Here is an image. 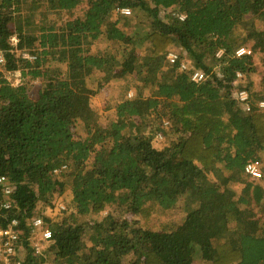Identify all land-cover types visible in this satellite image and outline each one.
<instances>
[{"label":"trees","instance_id":"trees-1","mask_svg":"<svg viewBox=\"0 0 264 264\" xmlns=\"http://www.w3.org/2000/svg\"><path fill=\"white\" fill-rule=\"evenodd\" d=\"M122 7L150 32H127ZM257 19L264 0H0V175L15 187L21 264H264V109L251 84L239 85L249 110L234 94L236 74L254 69L236 48L264 52ZM102 37L111 46L92 52ZM196 69L207 79L193 81ZM128 77L133 90L101 124L91 97ZM250 161L261 179L245 174ZM58 200L55 215L39 212ZM37 216L52 231L39 252Z\"/></svg>","mask_w":264,"mask_h":264},{"label":"rangeland","instance_id":"rangeland-1","mask_svg":"<svg viewBox=\"0 0 264 264\" xmlns=\"http://www.w3.org/2000/svg\"><path fill=\"white\" fill-rule=\"evenodd\" d=\"M86 2H83L81 5H79L77 7L76 10H78V12H81V8H84ZM171 9L166 10V12H169ZM164 11H162V15ZM131 14V13H130ZM129 14V17L131 18L132 16V22L131 25H128L126 27H123L124 29H126L127 32H133V31H140V33L143 34H147L148 32H150V25H148L149 20L143 16L142 12H139L138 14L132 13L131 15ZM116 18V16H115ZM125 23V22H124ZM255 23L257 25V27H259L260 29H264V21L263 20H255ZM15 37V38H14ZM12 37L11 41L13 42V44L18 43V38L16 36ZM14 38V39H13ZM238 40V37L236 38ZM241 43V42H239ZM107 45L111 46V43H108V41L105 38H99L95 41L92 42L91 44V51L92 52H96L99 49H103L105 50L106 47H108ZM243 45H247V46H252L251 42L248 43H244ZM174 48V47H173ZM253 49V48H252ZM141 50V49H140ZM23 52V48L21 50ZM113 51V50H111ZM24 54L27 55V51H24ZM208 63H210L211 65H214L215 62L213 59H209L207 61ZM252 62H253V71L251 72V74L249 76H243L242 78L239 79L238 82H236V87L238 88L239 85H246V84H251V89L253 92V98H261L262 100H264V52H255L253 50V55H252ZM97 74V73H96ZM8 79H10L13 83H19L22 80L21 77V72L20 71H15L13 74H7ZM95 81V80H94ZM133 81L131 80V77H128L127 79H123V80H112L110 81L108 84L104 85V88H102L101 90L97 91L96 94H94L91 97V106L92 108L97 112L98 117H99V122L103 125L108 124V122L110 120H113L116 118V112L114 109V106L118 103V101H120L122 99L123 96H125V94H127L126 96H129V92L132 91L133 89H131L130 91H125V87L127 84L129 86H133ZM39 84V79H35L33 81H31V88L34 85ZM92 84V83H91ZM95 87V85H93ZM260 100V99H259ZM153 121V122H152ZM148 122L150 123L149 125V130L152 132V130L154 132L159 131L157 129H159V127H161V123L159 122L158 119H154V117H150ZM172 129L168 128L167 132L170 133ZM73 131H75L76 135L78 131V134L81 136H84L86 134L85 130L83 129V127L77 125L76 127H73ZM160 135V134H159ZM161 138V137H160ZM162 138H164V136H162ZM164 139H160L159 142H155V145H159V143L161 144ZM167 142V139H166ZM260 163V162H259ZM261 169L263 170V164L260 163ZM235 189L237 191H239L241 189V184H235ZM61 198H64L65 201L67 202H71V193L70 191H66L64 194L61 195ZM60 200V198H57ZM59 200L57 201V203L59 202ZM56 205L54 206V208L49 209L46 205H42V207L39 206V212H41L42 214H49L50 215H55L60 209L59 207ZM60 204L65 205V202H59ZM70 205V204H69ZM37 209V210H38ZM256 210L257 207H255ZM105 214V212H103L99 217L97 218H101L102 215ZM92 217V216H91ZM89 217H87L86 219H88ZM42 248L45 246H47L48 244H46V242L42 243ZM44 247V248H45ZM26 252H23V255ZM192 264H210L204 260H201V258H198V256L193 260Z\"/></svg>","mask_w":264,"mask_h":264},{"label":"built area","instance_id":"built-area-1","mask_svg":"<svg viewBox=\"0 0 264 264\" xmlns=\"http://www.w3.org/2000/svg\"><path fill=\"white\" fill-rule=\"evenodd\" d=\"M119 13L129 15L131 13L130 8L122 7L117 9ZM15 38V37H14ZM13 38V39H14ZM12 39V38H11ZM235 55L238 57L253 55V49L247 45H240L235 50ZM167 59L170 63H173L177 59L175 52H169ZM5 64L4 51L0 48V68ZM182 68H186L185 62L182 63ZM208 75L200 69H196L191 74V79L195 82H201L207 79ZM238 80L243 77L241 72L236 74ZM237 82V80H236ZM235 97L243 106L250 109V96L246 89L237 88L234 89ZM264 109V100H260L257 104ZM245 174H247L253 180H259L263 177V170L261 169L258 161H250L245 165ZM14 184L11 183L6 175H0V217H4L7 220L5 226L1 223H5L2 219L0 221V264H21L23 253V229L20 221L17 217L12 216V210L17 206L16 201L13 198ZM59 209H64L65 205L60 204ZM11 215V216H10ZM32 234L34 233L36 239L32 240V245L36 252L41 251L42 243L49 241L52 238V231L50 228L45 227L44 219L41 216H37L31 221Z\"/></svg>","mask_w":264,"mask_h":264}]
</instances>
